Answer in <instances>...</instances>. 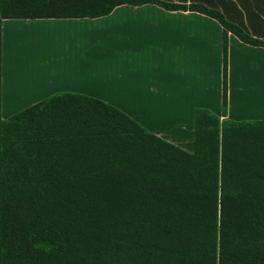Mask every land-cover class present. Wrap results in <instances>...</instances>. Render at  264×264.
Instances as JSON below:
<instances>
[{
  "label": "trees",
  "instance_id": "obj_1",
  "mask_svg": "<svg viewBox=\"0 0 264 264\" xmlns=\"http://www.w3.org/2000/svg\"><path fill=\"white\" fill-rule=\"evenodd\" d=\"M145 4L222 27L225 109L227 34L264 41L200 4L0 0V70L2 20L94 19ZM0 264H264V121L195 109L186 152L77 94L6 119L0 109Z\"/></svg>",
  "mask_w": 264,
  "mask_h": 264
},
{
  "label": "crops",
  "instance_id": "obj_2",
  "mask_svg": "<svg viewBox=\"0 0 264 264\" xmlns=\"http://www.w3.org/2000/svg\"><path fill=\"white\" fill-rule=\"evenodd\" d=\"M219 11L264 41V0H160ZM222 107L223 29L189 9L121 5L89 19L1 22V118L60 93L99 100L175 147L192 152L193 114L264 121V48L228 33Z\"/></svg>",
  "mask_w": 264,
  "mask_h": 264
}]
</instances>
